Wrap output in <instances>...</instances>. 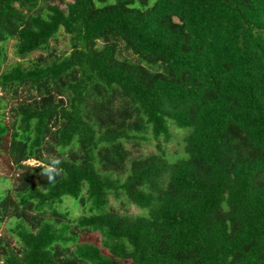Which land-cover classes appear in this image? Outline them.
<instances>
[{
    "label": "trees",
    "instance_id": "16d2710c",
    "mask_svg": "<svg viewBox=\"0 0 264 264\" xmlns=\"http://www.w3.org/2000/svg\"><path fill=\"white\" fill-rule=\"evenodd\" d=\"M61 1L0 0V264H264V0Z\"/></svg>",
    "mask_w": 264,
    "mask_h": 264
},
{
    "label": "rangeland",
    "instance_id": "374dc122",
    "mask_svg": "<svg viewBox=\"0 0 264 264\" xmlns=\"http://www.w3.org/2000/svg\"><path fill=\"white\" fill-rule=\"evenodd\" d=\"M67 2L69 1H72V0H66ZM55 3H58L63 9H66V5L65 4H62V1L61 0H55ZM54 45L57 46L58 49L60 50H67L68 49V44H67V38L66 36H64V34L61 32L59 34V37L57 38V42H54L53 43ZM6 49H7V52H8V61L7 63L5 64V67L11 65V64H14L16 62H20L22 61L20 58H18L15 53H14V41H10L8 44H6ZM40 55V52H35L33 53L27 60H33L35 59L36 57H38ZM23 61L24 63L27 61ZM2 95H4L2 93ZM7 100L9 101V106H8V109L11 107V105L13 103L16 102V100L14 98L11 97V95H4ZM20 96L22 97H25L26 94L24 93H20ZM8 109L6 111H8ZM184 132H178L177 131V139L176 141H174L173 143L169 144L167 146V151L168 153L173 156V155H182L183 153V137H184ZM152 151H155V147L154 145H143L142 146V149H140V152H143V153H148V152H152ZM28 164L30 166H36L38 165V162L37 161H29ZM5 176V173L0 169V178ZM5 188V185H1L0 184V189H4ZM111 204L114 208H116L117 210L119 211H128L129 213H132V214H140L142 213L141 210H139L138 208H136L135 206H132V205H126V204H121L119 202H116L114 200H111ZM61 210L63 211H68L69 213H71V215L73 217H77L81 214H84V209L79 206V205H76L75 202L71 199H66L64 204L61 206ZM1 235H6L8 238H12L10 237V234L8 232V229L5 225H3L1 228H0V236ZM14 242V239L12 240Z\"/></svg>",
    "mask_w": 264,
    "mask_h": 264
},
{
    "label": "clouds",
    "instance_id": "9594fccd",
    "mask_svg": "<svg viewBox=\"0 0 264 264\" xmlns=\"http://www.w3.org/2000/svg\"><path fill=\"white\" fill-rule=\"evenodd\" d=\"M56 163H58V161ZM49 178L51 179L52 177L50 176Z\"/></svg>",
    "mask_w": 264,
    "mask_h": 264
}]
</instances>
